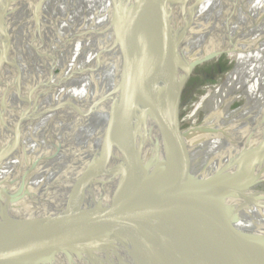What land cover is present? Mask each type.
Returning a JSON list of instances; mask_svg holds the SVG:
<instances>
[{"label": "bare ground", "instance_id": "1", "mask_svg": "<svg viewBox=\"0 0 264 264\" xmlns=\"http://www.w3.org/2000/svg\"><path fill=\"white\" fill-rule=\"evenodd\" d=\"M135 4L0 0V210L11 201L19 204L69 187L83 175L92 145L111 127L110 121L115 119L116 126L131 114L105 76V54L122 34L123 14ZM159 4L161 24L164 12L170 14L186 63L222 51L234 60L223 80L198 91L201 96L196 95L180 119L179 126L189 127L176 133L174 177L201 183L231 179L264 202V0ZM227 28L228 38L223 35ZM158 33L164 36L161 29ZM134 49L141 55L140 65L127 68L125 60L119 69L127 70L128 81L145 103L142 121L131 133L136 168L144 179L161 181L168 154L164 139L170 132H165L158 103L161 92L172 88L174 76L138 45ZM57 163L60 170L54 168ZM229 200L227 207L254 217L238 228L264 234L263 209L245 210L239 199ZM192 231L201 254H213L225 263V255L240 250L228 234L209 225L196 222ZM60 248L67 259L58 256L44 264H79L76 251L62 242ZM102 256L109 264H144L115 252ZM261 259L264 251L250 249L240 264H264Z\"/></svg>", "mask_w": 264, "mask_h": 264}, {"label": "water", "instance_id": "2", "mask_svg": "<svg viewBox=\"0 0 264 264\" xmlns=\"http://www.w3.org/2000/svg\"><path fill=\"white\" fill-rule=\"evenodd\" d=\"M160 11L159 0H136L122 16L123 31L118 41L114 40L105 54V76L131 114L116 126V120L111 119V127L94 141L83 175L69 187L19 204L11 201L0 210V264H44L58 256L61 260L65 256L60 242L76 251L79 264H109L108 257L102 256L105 252L144 264H240L250 249L264 251L262 232L249 234L237 227L254 217L247 218L243 211L226 205L234 198L245 210H264V202H259L253 191L231 179L201 183L178 180L173 175L185 84L198 66L227 53L186 63L172 18L164 12L162 25ZM229 32L227 28L223 35L228 38ZM137 45L174 76L172 88L161 92L158 103L165 132H170L164 139L168 154L161 181L144 179L136 168L131 133L142 121L145 103L131 79L128 81L127 70L119 69V65L125 60L127 68L140 65L141 55L134 49ZM58 163L54 168L60 170ZM229 193L235 194L228 197ZM196 222L228 234L240 250L225 255V263L213 254L199 253L200 244L191 239Z\"/></svg>", "mask_w": 264, "mask_h": 264}, {"label": "rangeland", "instance_id": "3", "mask_svg": "<svg viewBox=\"0 0 264 264\" xmlns=\"http://www.w3.org/2000/svg\"><path fill=\"white\" fill-rule=\"evenodd\" d=\"M224 54L221 57L198 66L190 79L187 80L183 89V95L180 102V119H182L188 112L190 106L196 101V95L199 98L201 93L198 91L202 88H209L223 80L225 75L232 69L234 60ZM186 105V106H185ZM236 106V105H235ZM239 108L237 105L235 109ZM187 125V126H186ZM189 124L180 125V130H186Z\"/></svg>", "mask_w": 264, "mask_h": 264}]
</instances>
